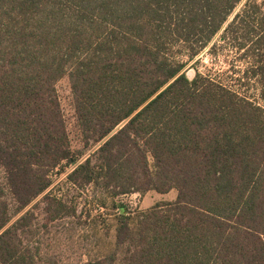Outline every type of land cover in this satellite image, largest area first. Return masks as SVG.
I'll list each match as a JSON object with an SVG mask.
<instances>
[{
  "label": "trees",
  "instance_id": "trees-1",
  "mask_svg": "<svg viewBox=\"0 0 264 264\" xmlns=\"http://www.w3.org/2000/svg\"><path fill=\"white\" fill-rule=\"evenodd\" d=\"M243 1L0 0V264H63L23 237L40 197L53 219L71 213L47 194L63 164L70 184L113 198L178 192L136 228L115 204L117 249L85 264H264V105L176 58L232 36L264 102V0L237 12ZM65 76L84 159L57 94Z\"/></svg>",
  "mask_w": 264,
  "mask_h": 264
},
{
  "label": "rangeland",
  "instance_id": "rangeland-1",
  "mask_svg": "<svg viewBox=\"0 0 264 264\" xmlns=\"http://www.w3.org/2000/svg\"><path fill=\"white\" fill-rule=\"evenodd\" d=\"M250 2L258 4L262 0H244L237 12ZM233 17L234 15L230 21ZM245 29L240 32L244 34ZM230 38L224 40V35H219L210 47L196 57L191 59L187 53H181L176 58L185 63L186 72L194 71L193 78L199 73L205 79L217 80L240 95L256 99L264 105L260 100L262 91L258 79L247 73V69L255 64L254 59L246 56V49H239L232 36ZM56 89L73 154L78 156L83 152L85 154L81 159H84L90 152L85 150V139L78 125L69 77L65 76L60 80ZM71 170L72 166L63 164L52 171V185L47 193L51 198L65 203L71 213L53 219L57 206H49L48 201L40 197L31 207L36 216L33 229L23 236L25 242L39 248L40 257H53L63 264H85L116 251L118 210L115 204L124 203L128 206L132 215V227L136 228L140 213L150 210L157 203L174 201L178 193L177 190L167 194L149 191L113 198L110 190L99 185L91 184L82 189L73 186L67 178ZM2 177L0 172V179ZM118 253L119 258H122L124 252L120 250Z\"/></svg>",
  "mask_w": 264,
  "mask_h": 264
},
{
  "label": "water",
  "instance_id": "water-1",
  "mask_svg": "<svg viewBox=\"0 0 264 264\" xmlns=\"http://www.w3.org/2000/svg\"><path fill=\"white\" fill-rule=\"evenodd\" d=\"M193 75H194V71H192V72H188V76H189L190 78H193Z\"/></svg>",
  "mask_w": 264,
  "mask_h": 264
}]
</instances>
